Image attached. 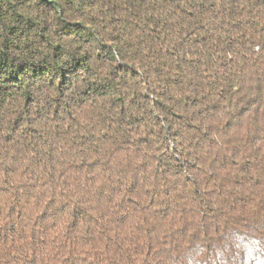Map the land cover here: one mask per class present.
<instances>
[{
	"label": "trees",
	"instance_id": "obj_1",
	"mask_svg": "<svg viewBox=\"0 0 264 264\" xmlns=\"http://www.w3.org/2000/svg\"><path fill=\"white\" fill-rule=\"evenodd\" d=\"M0 264H264V0H0Z\"/></svg>",
	"mask_w": 264,
	"mask_h": 264
}]
</instances>
